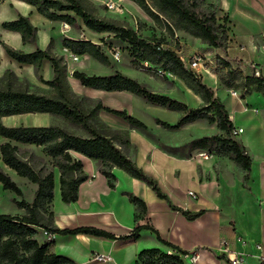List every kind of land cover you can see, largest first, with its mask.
<instances>
[{
  "label": "trees",
  "instance_id": "obj_1",
  "mask_svg": "<svg viewBox=\"0 0 264 264\" xmlns=\"http://www.w3.org/2000/svg\"><path fill=\"white\" fill-rule=\"evenodd\" d=\"M35 8L37 13L49 20L64 21L74 25L77 18L90 30L95 32H110L130 44L131 54L138 61H145L158 66L162 73H171L181 79L202 100L197 107H188L185 103L157 92H152L137 80L120 73L110 75L87 74L81 70H73L72 76L81 85L105 91H129L146 101L161 105L169 110L182 111L183 114L175 124H170L159 118L156 124L166 129H177L180 126L206 119L215 123L218 134L202 136L192 142L197 147L210 145L215 142L214 153L229 156L241 171L242 185L246 187L251 166V158L246 154L244 146L231 134L233 128L228 111L219 97L214 95L211 87L197 75L187 69L180 60L178 53L157 43L137 36L131 27L118 23L113 19L101 18L94 14L87 0H22ZM157 23H161L166 30L173 34L174 29H182L201 42L213 48L226 49L228 37L224 27L216 25V8L213 3L205 0H133ZM2 29L15 31L21 35L23 42L35 43L37 28L28 16L19 14L12 20L0 23ZM221 28V29H220ZM62 46L68 48L74 55L89 54L102 64H108V57L100 50L99 45L89 39L63 38ZM6 54L20 64L33 65L38 69L43 60L51 64L53 75L49 80H40L46 84L47 90H31L22 85L18 77L10 69H5L0 76V159L4 165L37 185L31 201L25 200L22 190L12 180L10 175L0 167V182L2 188L13 191L19 199L14 198L15 205L24 209L23 215L0 213V259L5 264H77L68 257L57 255L49 250L52 241L39 243L36 239L37 228L50 233L77 234L86 233L94 236L115 238L114 235L96 227H77L73 229H59L53 225V212L50 204L53 199L54 172H59V188L63 202H75L81 182L87 179L83 164L79 158L72 156V152L80 153L98 163V171L106 178L110 188L116 180L112 172L113 167L120 168L130 176L144 181L155 194L169 201L157 180L139 167L119 146L120 135L124 134L128 142L125 129H113L104 132L91 122L92 117L100 108L123 118L131 128L146 130V125L133 115L122 110L102 107L97 103L92 109L86 110L81 106L80 99L72 92L66 79V65L61 55H56L49 49H39L26 52L15 49L3 43ZM220 83L226 88L242 91H259L264 95V76L244 74L238 67L216 56ZM150 68V67H148ZM24 113H51L80 125L89 136L75 135L65 128L55 125H17L6 126L3 116ZM119 141V142H118ZM16 143L41 147L43 155L49 158L51 169L43 171L37 169L26 156L19 153ZM129 201L135 207V220L142 218L147 211L145 202L134 194H128ZM173 210L180 211L187 219L198 217L203 211L191 212L179 206L170 204ZM143 228L150 229L157 239L179 254L186 251L160 238L157 231L150 225H136L133 237ZM135 264H183L178 254H168L158 248H147L139 251Z\"/></svg>",
  "mask_w": 264,
  "mask_h": 264
},
{
  "label": "crops",
  "instance_id": "obj_2",
  "mask_svg": "<svg viewBox=\"0 0 264 264\" xmlns=\"http://www.w3.org/2000/svg\"><path fill=\"white\" fill-rule=\"evenodd\" d=\"M6 2L11 4L7 0H0V6ZM221 7L228 11L226 0H222ZM19 14L28 16L23 11H16V16L12 19L17 18ZM28 17L30 19V16ZM2 21L4 20L1 19L0 22ZM32 24L37 28L36 42L27 52L37 48L50 49L46 32L40 30L33 22ZM6 32L5 38L0 37V55H3V43L23 50L18 32ZM263 46L264 21L259 25L241 23L230 35L226 49L212 48L216 55L229 61L233 67L241 69L244 74L250 75L256 70L264 76ZM51 51L61 55L65 65L69 62L68 56L74 55L62 44ZM77 56L84 58L90 55L84 53ZM28 66L33 70L31 82L37 85L34 75L36 68L33 65ZM2 72L3 70H0V75ZM37 75L44 80L52 78L53 70L48 60L42 61ZM202 78L226 107L232 125L243 129L235 139L244 146L246 154L251 158L246 187L242 185L241 171L230 157L220 158L211 154L207 159H194L187 151L168 154L158 147L145 149L142 135L133 130L130 140L136 144V153L128 156L157 180L169 201L158 197L144 181L117 167L112 169L116 180L114 187L110 188L94 160L72 152L81 160L88 177L78 187L77 200L66 203L61 200L59 172L57 168H52L54 187L50 209L53 212V225L59 229L96 227L112 233L115 238L86 233H52V236H48L46 230L37 228L36 239L39 243L52 241L49 247L51 252L68 257L77 264H135L137 253L147 248H158L166 252L169 250L170 254H178L183 264H193L189 256L195 254L197 259L194 264H232L230 257L234 256L243 259L245 264H264V95L251 89L243 95L240 93V96H234L229 88L221 86L216 76L202 74ZM66 79L72 92L80 96L81 88L76 83L79 80L74 78L72 73H66ZM184 87L186 95L190 94L192 99H197L198 95L185 84ZM92 90L113 92L94 88ZM173 111H176L174 115L177 121L183 112ZM22 115L3 116L1 120L5 125L17 126L13 125L15 118ZM176 121L170 124H175ZM181 140L175 139L170 146L187 147L194 141L192 137ZM16 144L20 146L21 143ZM216 160L221 164L214 169ZM0 167L18 186L21 182L28 184L31 196L27 201H31L37 185L18 176L14 170L4 165L1 159ZM183 178L186 180L185 185L180 181ZM188 189L195 193V197H191L189 201L186 195L188 199L184 202L178 191L184 192ZM4 192L11 194L9 198L12 202L14 198L19 199L13 191L3 189L0 182V195ZM130 193L146 204V214L137 220L134 218L135 207L128 199ZM170 204L191 212H203L194 219H187L180 211L173 210ZM24 212V209L17 207L11 215L20 216ZM145 224L152 226L161 239L186 251V254H179L175 249L166 246L147 228H143L133 237V228ZM99 252L109 254L111 260L95 261L93 257Z\"/></svg>",
  "mask_w": 264,
  "mask_h": 264
},
{
  "label": "rangeland",
  "instance_id": "obj_3",
  "mask_svg": "<svg viewBox=\"0 0 264 264\" xmlns=\"http://www.w3.org/2000/svg\"><path fill=\"white\" fill-rule=\"evenodd\" d=\"M7 1L11 4H7L8 2H6V4L0 6V20L12 19L13 16H16V11H23L30 16V21L37 25L40 30L46 32L49 37L51 50L60 46L63 38L89 39L93 43L99 45L100 50L108 57V64H102L90 56L75 58L74 55H70L67 58L69 62H67L66 65V73L71 74L75 69L84 71L87 74L96 75L120 73L126 77L137 80L141 85L152 92L166 94L177 100H182L189 107H197L202 104V100H200L199 96L197 99L195 97L192 99L190 94L186 95L184 84L177 76L168 72L161 73L159 68H157L158 66L134 59V56L131 54L130 44L127 41L121 40L113 33L92 31L87 28L79 18H77V22L74 25H69L64 21L49 20L37 13L35 8L25 1ZM205 1L215 5L216 25L224 27L228 40L235 28L239 27L241 23L248 25H254V23H256L259 25L264 21V0H226L228 11H225L224 8L221 7L222 0ZM87 2L92 12L97 16L113 19L118 23H124L127 27H131L135 34L141 38L148 39L155 43L160 41L163 47H169L175 50L184 57L185 61H192L195 58L200 59L204 68H207L206 72L201 73L206 75L209 72H213L220 83L219 76H222V70H219L217 66V55L211 46L201 42L199 38L192 36L182 29H174L173 34H170L161 23L154 21L143 8L133 0H87ZM0 31H2L0 37L2 36L5 38L7 33L6 30L4 29L3 31L0 26ZM18 35L23 44V51L27 52L35 43L23 42L21 35L19 33ZM5 69L12 70L18 77V81L21 82L22 85H27L31 90L41 91L49 89V87L40 80L41 77L37 75V69H35L34 73L37 78L36 85L31 82V80H33V70L31 67L11 59L4 50L3 55H0V70L4 72ZM76 83L78 87L81 88V95L78 96V98L84 109L90 110L97 103H101L102 107L122 110L129 115H133L146 125V130L131 128L123 118L104 108L98 109L92 117L91 122L106 133L111 132L113 129L126 130L129 141L125 142L127 137L121 134L119 138L122 143L118 144H120L119 147L124 150L127 155L133 156L136 153V144L130 140V134L133 130H136L142 135L143 143L146 144L145 149L158 147L168 154L175 151H187L194 159L198 158L197 153L200 150H205L209 154L208 158H210L211 154H216L214 153L215 142L202 147H197V143H191L187 147L182 146L179 148L170 146V143H174L175 139L180 141L186 137L188 139L192 137L195 141L205 135L210 136L218 134L219 131L215 123H209L206 119H197L177 129L162 128L160 125L156 124V119L159 118L168 123H173L177 119L174 115L176 111L169 110L161 105L152 104L129 91H96L92 90L93 88L91 87L81 85L79 82ZM229 89L235 90L237 96H240V93H242L240 89ZM19 124H55L75 135L83 137L89 136L80 125L51 113H24L22 116L15 118L13 125ZM6 126H8V124ZM19 153L26 156L37 169L41 168L43 171L51 169L50 160H48L46 156H43L41 147L20 144ZM216 155L220 158L227 157L225 154ZM72 156L77 158L73 153ZM95 164L98 166L97 161H95ZM220 164L221 162L216 160L213 168H218ZM177 176L179 177V175ZM180 181L185 185L186 180L184 178L180 179ZM19 187L23 190V198L28 200L31 196L28 184L21 182L19 183ZM186 191H178L182 198H184V202L188 198L189 201L191 200V196L188 195ZM9 195L11 194L7 192L0 195V211L6 214H13L17 207L12 202V199L9 198ZM186 195L188 198H186ZM0 264H5V261L0 259Z\"/></svg>",
  "mask_w": 264,
  "mask_h": 264
},
{
  "label": "built area",
  "instance_id": "obj_4",
  "mask_svg": "<svg viewBox=\"0 0 264 264\" xmlns=\"http://www.w3.org/2000/svg\"><path fill=\"white\" fill-rule=\"evenodd\" d=\"M263 49H264V46H263ZM74 56H75V58H78L77 55H74ZM178 56H179L180 60L182 61L183 65L187 69H189L192 72H194L195 74L202 75L203 73H201V72H206L207 71V68H204V66L202 65V62H201L200 59H196L195 58L192 61L191 60H186L185 61V59H184V57L182 55L178 54ZM159 71L161 72V70H159ZM253 74H255V75H261L256 70L253 72ZM230 92L234 96H237V92L235 90H231ZM242 131H243L242 128H240V127H234L233 126V128L231 129V134H232V136L236 137ZM197 157H198V159H207L209 157V154L205 150H200L197 153ZM186 193L188 195H190L191 197H195V194H194V192L192 190H188V191H186ZM47 234H48V236H52V233H50V232H47ZM169 252L170 251L168 250L167 253L170 254ZM189 258H190L191 263L194 264V262L197 259V255L196 254L195 255H190ZM93 259L95 261H97V262H106V261L111 260V257L109 256V254H105V253L99 252V253L95 254V256L93 257ZM230 260H231V263L232 264H245L244 261H243V259H240L239 257H235V256L234 257H230Z\"/></svg>",
  "mask_w": 264,
  "mask_h": 264
},
{
  "label": "bare ground",
  "instance_id": "obj_5",
  "mask_svg": "<svg viewBox=\"0 0 264 264\" xmlns=\"http://www.w3.org/2000/svg\"><path fill=\"white\" fill-rule=\"evenodd\" d=\"M206 75H208V76H210V77H214L215 76V74L213 73V72H209L208 74H206ZM80 154V153H79ZM82 155V154H81ZM84 156V155H83ZM82 156V157H83Z\"/></svg>",
  "mask_w": 264,
  "mask_h": 264
}]
</instances>
